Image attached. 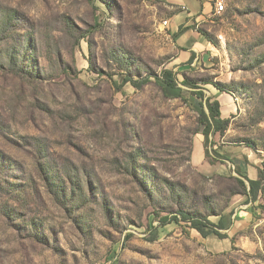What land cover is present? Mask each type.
Wrapping results in <instances>:
<instances>
[{"label": "rangeland", "instance_id": "1", "mask_svg": "<svg viewBox=\"0 0 264 264\" xmlns=\"http://www.w3.org/2000/svg\"><path fill=\"white\" fill-rule=\"evenodd\" d=\"M222 1L189 64L159 0H0V264H264V193L227 238L158 225L159 211L222 210L236 185L204 155L188 88L118 90L163 68L213 81L229 120L217 151L243 146L263 167L264 0Z\"/></svg>", "mask_w": 264, "mask_h": 264}, {"label": "trees", "instance_id": "2", "mask_svg": "<svg viewBox=\"0 0 264 264\" xmlns=\"http://www.w3.org/2000/svg\"><path fill=\"white\" fill-rule=\"evenodd\" d=\"M186 28V26L179 27L178 31L175 32L173 36H176ZM199 32L205 36L210 43L213 42L206 32L201 29H199ZM88 33H90V30ZM192 56L193 54H191L188 63L191 62ZM89 64V69L92 70V65L90 62ZM178 75H181L180 80H178ZM151 77L158 78L164 86L170 88H176L178 87V83H180L189 89L190 93L196 98L199 107L198 124L201 128L198 129L197 132L202 135L204 155L208 163L215 165L217 163L223 164L228 161L234 165L233 171L238 175L235 176L228 174V178L234 180L236 186L230 188V197L222 210L217 211L212 207L208 212H201L197 209L192 210L178 207L164 215H161L159 211L155 213L158 225L162 226L173 222L177 225H182L195 230L202 238H206L210 235H215L219 238H227L229 237L228 233L221 232L220 230L227 229L230 225V212L224 213L229 204L230 198L235 194H240L245 197L244 201L246 203L248 201H251L252 203L257 201L264 193V166L258 169L257 177L255 179H250L247 175L241 172L238 166V161L235 157L228 158L217 151L215 147L216 136L224 135L228 128L229 120L228 118L223 117L219 101L213 99L211 96H206L203 87L205 84H211L221 91L216 83H213V81L208 79L199 80L191 78L183 71H175L172 68H163L159 74H146L144 77L140 78H134L131 74L126 73L121 79L118 90H121V88L127 83L135 89H140L143 85L151 81ZM248 144L249 143H246V146L253 148V146ZM210 216L218 217V222H213L210 219ZM150 230L152 231L151 240H155L158 236V227L151 226Z\"/></svg>", "mask_w": 264, "mask_h": 264}, {"label": "crops", "instance_id": "3", "mask_svg": "<svg viewBox=\"0 0 264 264\" xmlns=\"http://www.w3.org/2000/svg\"><path fill=\"white\" fill-rule=\"evenodd\" d=\"M167 6V14L163 20H167L165 26L167 34L170 38L171 46L174 50V59L179 62H188L191 54V64L201 59L204 55L203 51L210 50V42L199 32V25L206 21L214 10L212 0H159ZM187 27L182 32L173 36L178 31L179 27ZM184 49H182V48ZM189 63V64H190ZM221 154L228 158L235 157L238 161V166L245 175L250 179L257 177L258 169L261 168V159L251 149H246L243 146H233L232 149L221 151ZM230 166L220 164L219 168L225 166V173L234 174V165L229 162ZM222 172V171H221ZM224 174V173H223ZM245 197L240 194H235L231 197L227 206V211L230 212V225L227 229H221V232H229V229L239 226L242 223L250 221L255 213V202L244 201ZM258 210V209H257ZM217 219H211L213 222H218Z\"/></svg>", "mask_w": 264, "mask_h": 264}, {"label": "built area", "instance_id": "4", "mask_svg": "<svg viewBox=\"0 0 264 264\" xmlns=\"http://www.w3.org/2000/svg\"><path fill=\"white\" fill-rule=\"evenodd\" d=\"M212 2H213V5H214L213 12L216 13V14L220 13L223 10V8H224L223 1L222 0H212ZM161 25L163 27H165L167 25V20H163L161 22Z\"/></svg>", "mask_w": 264, "mask_h": 264}]
</instances>
